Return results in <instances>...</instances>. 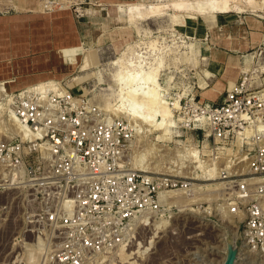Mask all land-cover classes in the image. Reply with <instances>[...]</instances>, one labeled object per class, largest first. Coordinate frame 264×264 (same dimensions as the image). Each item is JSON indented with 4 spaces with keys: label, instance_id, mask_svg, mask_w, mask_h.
<instances>
[{
    "label": "rangeland",
    "instance_id": "obj_1",
    "mask_svg": "<svg viewBox=\"0 0 264 264\" xmlns=\"http://www.w3.org/2000/svg\"><path fill=\"white\" fill-rule=\"evenodd\" d=\"M173 1L0 0V81H5L9 88L4 87L3 91L55 85L54 81L69 82L73 95L84 93L106 112V108L118 105L119 90L111 74L119 71V66L113 64L119 58L122 70L135 71L140 66L147 70L162 62L157 73L159 87L170 103L175 99L179 104V100L182 103L192 97L205 102L207 98L222 101L225 94L222 82L225 83L224 78L234 70H238L236 82L244 79L250 90L264 91V0H253L261 6L255 12L248 7L245 13L219 15L213 28H207L204 18L172 9L158 18L124 22L127 5H169ZM234 1L246 5V0ZM80 45L71 60L56 55L60 48ZM215 49L233 55L222 78H215L210 72L209 54ZM32 76H52L55 79L22 85ZM217 82L223 91L214 94ZM3 95L0 93V141L22 133L13 129V122L18 121L8 114ZM178 111L173 112L177 127L170 129V134L162 137L160 142L154 141L161 135L158 132H146V127L131 122L122 113H108L109 118L121 116L144 132L126 150L128 168L133 167L131 163L137 154L150 149L147 164L144 162L149 166L148 171L187 177L191 186L186 195L183 191L177 192L180 197L184 194L185 199L176 195L174 203L171 198H165L172 205L165 208L164 216L150 222L148 227L135 228L127 248L103 254L92 264H222L223 234L231 239V234L236 236L235 243L240 251L234 264H264V253H250L243 246L238 220L228 214L224 198H218V185L223 183L225 186L224 181L218 179V173L214 181L196 179L202 174L195 170L190 160L196 149V154L219 172L232 158L226 155L227 150L239 158L247 149L240 150V140L235 137L219 144L216 139L214 145L213 137L206 136V128L198 132L184 130L179 123L182 119ZM185 149L192 152L188 154ZM241 160H238L239 170L246 166L245 158ZM155 165L158 170L151 169ZM211 184L215 185L213 193L206 190ZM222 186L219 187L223 189ZM177 198L184 200L183 203ZM31 199L32 196L24 192L0 187V264H54L50 257L54 243H44L42 238L28 231L30 226L26 218L30 207L27 201ZM159 224L163 226L157 230ZM17 239H22L25 245L19 247Z\"/></svg>",
    "mask_w": 264,
    "mask_h": 264
},
{
    "label": "built area",
    "instance_id": "obj_2",
    "mask_svg": "<svg viewBox=\"0 0 264 264\" xmlns=\"http://www.w3.org/2000/svg\"><path fill=\"white\" fill-rule=\"evenodd\" d=\"M54 82L55 88L3 92L23 137L0 141V187L32 196L28 231L54 243L52 263L92 264L129 245L135 228L164 216L172 204L162 192L186 194L191 183L183 176L128 168L129 143L144 132L121 116L106 117L84 93L73 95L69 82ZM179 104L184 130L206 128L214 145L216 139L219 144L245 137L238 147L247 149L245 169L239 170L235 155L219 170L226 186L218 198L238 220L241 241L264 251V91L250 90L242 79L220 102L192 97ZM247 127L256 130L245 136ZM22 241L16 240L19 247Z\"/></svg>",
    "mask_w": 264,
    "mask_h": 264
},
{
    "label": "bare ground",
    "instance_id": "obj_3",
    "mask_svg": "<svg viewBox=\"0 0 264 264\" xmlns=\"http://www.w3.org/2000/svg\"><path fill=\"white\" fill-rule=\"evenodd\" d=\"M240 3H241V1H240ZM245 4L246 5L241 6L239 4H236L234 0H192V1L191 0H187V1L186 0H179V1L175 0V1L171 2L169 5L160 4V3L148 4V5L130 4V5H127V9H126L125 17H124V22L128 24V23H133L136 20L158 18V17L163 16L164 12H166L168 9H172L176 12L194 15V16L199 17V18H204L206 20L205 23H206L207 28H213L217 24V16L219 14H226V13H232V12L233 13H241V12L243 13L244 11H246V8H248V7H249V10H251L253 12L261 9V6L258 5L253 0H246ZM166 13H168V12H166ZM80 48H81V45L76 46V47L60 48L57 51L56 55L61 59L71 60L73 58L72 56H75L76 52L79 51ZM120 62H121V58H119L115 62H113L114 65L119 66V71L111 74L112 81L116 84V86L119 90L118 91L119 93L117 95L118 105L116 107L106 108L105 114L106 113L107 114L105 116L109 117L108 113H109V115H111V113L112 114L113 113H122L131 122H134L135 124H141L142 126L146 127V132H148V130H149L152 133L158 132L159 134H161V135H158L157 137H155V139H154V141L160 142L162 137L165 138L167 135L170 134V129L177 127V123L174 120L175 116L173 115V112L179 110L178 100L173 99V101L171 103L168 102L169 98L166 95H164V93L161 91V88L159 87V77H158L157 73H158V70L161 68L162 62H158V64H156L155 67L152 68V66H151L147 70L144 68H141V66H140L139 70L137 69L135 71H133V70H122L121 66H120ZM0 82H1L0 83V93H3L4 87H6L7 89H9V88L4 83L5 81L1 80ZM55 86H56V84L54 85L53 83H50L48 85H46V84L36 85V87H38L40 89H42V88L45 89L48 87L55 88ZM7 92H8V90H7ZM3 97H4V95H3ZM3 97L1 100H3ZM6 103L9 104L10 102L6 101ZM8 108L9 107H7V109ZM8 114H9V112H8ZM179 123H180V121H179ZM12 126L16 132L20 131V133H21L23 130V127L21 125H19V123L13 122ZM147 127H149L150 129H148ZM255 130H256L255 127H252V128L247 127V129L245 130V136L252 134ZM19 135H21L23 137L22 133ZM241 135H243V134H241ZM206 136H208V134H206ZM136 138H138V137H136ZM236 138L239 139L240 143H241V141L244 140L245 137L244 136H242V137L237 136ZM131 143H129V145ZM154 145H156V144H154ZM154 145H151L152 149H154L153 148ZM156 149H157V146H156ZM149 150H146V151L143 150L142 153L137 154V156L134 157L133 163H131V165L133 166L132 168H136V169L143 170V171L149 170V168H148L149 166L144 164V162H146V164H147V159H148L147 157L149 155V153H148ZM185 150L188 151V154L192 152L191 149H190V151H189V149H185ZM193 150H194V148H193ZM187 151H185V152H187ZM196 151L197 150L195 149L194 152L191 153V156L189 155L191 163H193L195 165V170H200L201 174H202L199 177L197 176L198 178H196V179H201L205 182L216 180L218 171L214 167L212 168L211 166L207 165V163L205 161H203L196 154ZM220 151H222V150H220ZM197 153H198V151H197ZM226 155L228 157H230V156L232 157L230 159V161H226V168H228L230 166L231 162L233 161L234 156H233L232 152H229V150H227ZM239 158H241L242 159L241 161H243V159L245 157L243 155H240ZM125 162H126V159H125ZM132 168H131V170H132ZM157 168H158V165H155V167L151 168V169L158 170ZM224 184L226 186L225 181H224ZM222 185H223V183H219V185H218V194L219 193L221 194L222 188H220L219 186H222ZM214 186H215L214 184L207 185L206 190L208 192H212L215 190L213 188ZM225 186L223 187V189L225 188ZM181 191L182 190L165 191V192L161 193V196H163L166 199L171 198L173 200L174 199L173 197H175L176 195L177 196L179 195V198L185 199L184 194L181 195L183 197H180V194L177 193V192H181ZM175 192L177 194H175ZM192 194H194V193H192ZM197 196H198V194H197ZM195 197H196V195H195ZM172 200H171V202H172ZM190 200H191V196H190ZM183 201H182V203H183ZM173 202L176 203V201H174V200H173ZM185 207H186V204H185ZM227 212L229 214V210ZM229 215L232 216L231 214H229ZM161 224H163V222H161ZM161 224H159V226L156 227L157 230L160 226H163L166 223L164 222L163 225H161ZM236 233H237V230L235 232V235H236ZM231 237L233 239V242L235 243V237L236 236H233L231 234ZM225 240H226V236L223 234L224 249L222 251V254L224 256V260H225V255H224L225 251L224 250L226 248V241ZM242 243H243V246L245 248H248V251L251 253L252 250L247 246V244L245 242H242ZM121 247L127 248V246H125V244H121L115 250H117ZM252 252H255V251H252ZM258 252H259V254H260V252L264 253V251H261V250L256 251V253H258ZM139 254H141V253L139 252Z\"/></svg>",
    "mask_w": 264,
    "mask_h": 264
},
{
    "label": "crops",
    "instance_id": "obj_4",
    "mask_svg": "<svg viewBox=\"0 0 264 264\" xmlns=\"http://www.w3.org/2000/svg\"><path fill=\"white\" fill-rule=\"evenodd\" d=\"M219 15H222V14H219ZM63 46L66 47L69 45H63ZM60 47H62V46H60ZM231 56H233V55L223 54V52H219L218 49L210 51V54H209V61H210L209 64L211 66L210 72L213 74V76H215V78H217L218 76H220L222 78V76L224 74L225 67L227 66V63H228L229 58ZM237 65H238V61H237ZM206 73L208 74L207 75L208 77L211 76V74L209 72L206 71ZM237 75H238V70H234V72H232L229 76L224 78L225 83L222 82L224 91L237 81L236 80ZM49 79H55V78H53L52 76H48V77L47 76H44V77L43 76H41V77L40 76L39 77L38 76H36V77L32 76V77L28 78L25 82H23L22 85H24V84H25L24 86L29 85V84L31 85V83H29L30 81H32L34 84V83H37L38 81L40 82V81H45V80H49ZM230 82L232 84H230ZM223 89H221V85L217 82V83H215V87H214L215 91L213 93L215 94V92H216L219 94V93H221V90L223 91ZM205 98H207V97H205ZM207 101H214V100L207 98Z\"/></svg>",
    "mask_w": 264,
    "mask_h": 264
},
{
    "label": "water",
    "instance_id": "obj_5",
    "mask_svg": "<svg viewBox=\"0 0 264 264\" xmlns=\"http://www.w3.org/2000/svg\"><path fill=\"white\" fill-rule=\"evenodd\" d=\"M226 249H225V260L223 264H234L238 258L240 247L232 241V239L226 236Z\"/></svg>",
    "mask_w": 264,
    "mask_h": 264
}]
</instances>
